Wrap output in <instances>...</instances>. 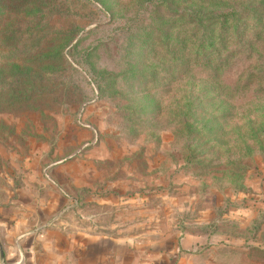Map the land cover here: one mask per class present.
<instances>
[{"label": "rangeland", "instance_id": "1", "mask_svg": "<svg viewBox=\"0 0 264 264\" xmlns=\"http://www.w3.org/2000/svg\"><path fill=\"white\" fill-rule=\"evenodd\" d=\"M3 1L0 209L264 264V0Z\"/></svg>", "mask_w": 264, "mask_h": 264}, {"label": "crops", "instance_id": "2", "mask_svg": "<svg viewBox=\"0 0 264 264\" xmlns=\"http://www.w3.org/2000/svg\"><path fill=\"white\" fill-rule=\"evenodd\" d=\"M32 217L20 209L11 216L0 209V264H189L178 246L39 226Z\"/></svg>", "mask_w": 264, "mask_h": 264}, {"label": "trees", "instance_id": "3", "mask_svg": "<svg viewBox=\"0 0 264 264\" xmlns=\"http://www.w3.org/2000/svg\"><path fill=\"white\" fill-rule=\"evenodd\" d=\"M19 2V3H21V5L23 6V5H31V4H33V2H34V0H15V1H13V2H8V5H6V6H11L12 4H14V2ZM4 1L3 0H0V6H5L4 5V3H3ZM26 8L28 7V6H25ZM8 8H10V7H8ZM28 13V12H27ZM229 15H231V14H224V15H222V16H220V17H224V18H227ZM229 26V24L226 22V21H224L223 22V27H228ZM206 41L203 43V46L205 47V49H207V47H206ZM200 46L201 47H203L202 45H201V43H200ZM212 54L214 55V54H216V51H214V52H212ZM215 77H217V72H215ZM223 88V87H222ZM253 249H256L255 247L253 248Z\"/></svg>", "mask_w": 264, "mask_h": 264}]
</instances>
